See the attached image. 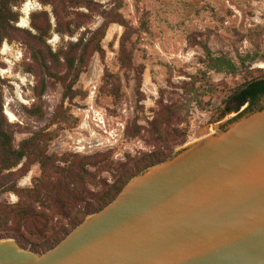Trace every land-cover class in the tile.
Returning <instances> with one entry per match:
<instances>
[{
    "label": "trees",
    "instance_id": "16d2710c",
    "mask_svg": "<svg viewBox=\"0 0 264 264\" xmlns=\"http://www.w3.org/2000/svg\"><path fill=\"white\" fill-rule=\"evenodd\" d=\"M48 12H35L30 15V26L35 32L19 28L20 10L26 0H0V49L4 43L21 41L28 51L27 71L35 76V102L25 108L29 118L37 121L46 119L43 97L48 86L60 84L63 87V101L72 102L85 94L76 89L81 76L88 70L94 55L105 59L102 43L112 25L124 29L120 42V64L123 69L132 68L134 54V32L121 14L124 0H111V7L94 0H37ZM97 19L101 24L96 29L90 25ZM60 38L62 45L56 50L48 45L51 34ZM149 32V21L141 18L137 33ZM256 47V52L243 54L236 52V60L227 54L213 52L205 40L190 37V42L200 46L204 56L200 64L204 70L187 76L177 89L182 91L171 103H159V111L150 122L148 134L154 150L138 157L127 156L125 163H114L109 153L91 156L65 154L49 155L50 144L58 138L57 131L41 130L21 141L15 147L13 125L4 115L3 89L6 81L0 76V199L4 195H14L17 202L0 200V240H14L23 250L41 255L57 246L79 226L86 217L96 214L112 203L124 187L144 171L170 160L175 151L186 145V129L175 126L184 123L183 114L189 113L191 103L201 108V90L209 73L236 77L245 75L251 68L264 63V52L255 35H246ZM1 64L0 56V69ZM263 73V69L257 70ZM143 68L137 79L138 88L142 85ZM104 81L114 103L122 98L121 79L106 71ZM264 98V76L251 78L230 92L224 102L219 121L236 114L229 123L246 114L261 110ZM52 125L61 129L62 125L74 127L77 120L67 109L60 106L54 113ZM141 128L133 135H139ZM129 135V133H128ZM39 166L40 176L33 180L32 187L21 188L20 181L27 177L32 167ZM94 170L95 172L91 171ZM110 173L111 184L101 174ZM95 189V192L92 191Z\"/></svg>",
    "mask_w": 264,
    "mask_h": 264
},
{
    "label": "rangeland",
    "instance_id": "374dc122",
    "mask_svg": "<svg viewBox=\"0 0 264 264\" xmlns=\"http://www.w3.org/2000/svg\"><path fill=\"white\" fill-rule=\"evenodd\" d=\"M94 1L108 9L111 7V0ZM27 3L31 11L27 25L23 27L20 23L25 18L23 9ZM43 11L51 16L50 7H44L37 0H26L21 7L17 26L35 34L30 26V15ZM121 14L134 32L132 68L121 67L120 42L124 29L112 25L102 43L105 59L94 55L76 86L85 96L77 97L72 102L63 101V87L60 84L48 86L43 97L46 119L41 122L29 118L25 113V108H31L35 102L37 86L35 76L27 71L26 66L30 62L28 51L21 41L3 44L2 48L4 45L7 48L5 53L0 49L3 65L0 76L6 81L3 89L4 115L7 122L13 125L16 148L21 141L46 129L59 134L50 144L49 155L91 156L109 153L114 163H125L127 156L138 157L154 150L148 130L159 111L162 96L164 104L171 103L175 92L182 94L177 86L189 81L187 76L204 70L200 64L203 50L190 42V37L205 40L211 51L227 54L236 60V52H256L252 43L242 39L251 34L255 35L260 52H264V0H124ZM141 18L149 21L148 33H137ZM101 22V19H97L90 25L91 29H96ZM51 23L54 26L52 16ZM47 43L53 51L62 45L58 35L53 32ZM262 64H256L249 73L236 77L209 73L201 90V108L191 103L189 113L183 114L184 123L175 125L187 131L185 146L211 134L216 113L227 96L245 81L264 76V71H257L264 70ZM141 68L142 85L138 88ZM106 71L121 79L122 98L117 104L104 81ZM62 105L77 120L74 127L62 125L60 129L51 124L55 111ZM140 128V134L133 135ZM40 174L39 166L32 167L19 186L32 187L33 180ZM101 178L109 184L113 182L110 173H102ZM92 191L95 192V189L92 188ZM0 200L15 203L17 197L4 195Z\"/></svg>",
    "mask_w": 264,
    "mask_h": 264
},
{
    "label": "water",
    "instance_id": "95a60500",
    "mask_svg": "<svg viewBox=\"0 0 264 264\" xmlns=\"http://www.w3.org/2000/svg\"><path fill=\"white\" fill-rule=\"evenodd\" d=\"M261 110L175 152L38 255L0 240V264H264Z\"/></svg>",
    "mask_w": 264,
    "mask_h": 264
},
{
    "label": "bare ground",
    "instance_id": "6f19581e",
    "mask_svg": "<svg viewBox=\"0 0 264 264\" xmlns=\"http://www.w3.org/2000/svg\"><path fill=\"white\" fill-rule=\"evenodd\" d=\"M30 11H31L30 4L29 3L25 4L24 9H23V13L25 15V18L22 19V23H20L21 26L25 27L27 25V20H28V16H29ZM2 49H3L2 52L5 53L7 50L6 45H4V47ZM262 67L264 68V63L262 64ZM211 134H213V130H212Z\"/></svg>",
    "mask_w": 264,
    "mask_h": 264
}]
</instances>
